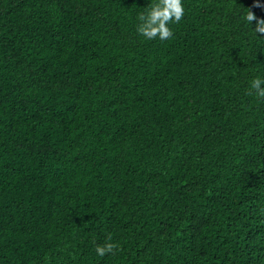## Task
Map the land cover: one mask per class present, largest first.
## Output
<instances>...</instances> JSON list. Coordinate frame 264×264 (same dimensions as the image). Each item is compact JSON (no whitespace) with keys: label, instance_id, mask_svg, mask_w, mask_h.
Instances as JSON below:
<instances>
[{"label":"trees","instance_id":"obj_1","mask_svg":"<svg viewBox=\"0 0 264 264\" xmlns=\"http://www.w3.org/2000/svg\"><path fill=\"white\" fill-rule=\"evenodd\" d=\"M156 2L0 0V264H264V0Z\"/></svg>","mask_w":264,"mask_h":264},{"label":"clouds","instance_id":"obj_2","mask_svg":"<svg viewBox=\"0 0 264 264\" xmlns=\"http://www.w3.org/2000/svg\"><path fill=\"white\" fill-rule=\"evenodd\" d=\"M183 0H157L151 7L139 16L137 31L146 39L159 38L166 40L173 35L170 23L179 22L184 16ZM247 22H256L255 29L258 33L264 34V20L254 17L251 13L247 16ZM250 92H254L260 98H264V78L257 77L249 84ZM113 249L109 243L104 247H97L96 252L103 256Z\"/></svg>","mask_w":264,"mask_h":264}]
</instances>
